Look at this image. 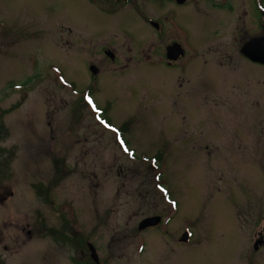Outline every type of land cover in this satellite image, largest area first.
<instances>
[{
	"label": "rangeland",
	"instance_id": "obj_1",
	"mask_svg": "<svg viewBox=\"0 0 264 264\" xmlns=\"http://www.w3.org/2000/svg\"><path fill=\"white\" fill-rule=\"evenodd\" d=\"M136 1L143 15L0 0V264H96L87 243L97 264H264V66L240 54L264 35L252 1L231 16L200 0L178 28L169 4ZM155 215L192 244L151 231L144 249Z\"/></svg>",
	"mask_w": 264,
	"mask_h": 264
},
{
	"label": "flooded vegetation",
	"instance_id": "obj_2",
	"mask_svg": "<svg viewBox=\"0 0 264 264\" xmlns=\"http://www.w3.org/2000/svg\"><path fill=\"white\" fill-rule=\"evenodd\" d=\"M118 1H120V0H115V2H118ZM204 1L208 5V9H212L213 11H215L216 15H218L220 11H225L226 14H229V15L232 16L233 13H234L233 10L235 8H238V2H233L232 0H202L203 3H204ZM251 1H252L253 15L255 13V15L257 16L256 23H259V26L264 27V0H251ZM123 2H124V4L129 3L130 12L133 14V16L135 15L136 11L138 13H140L138 11L139 10V6L137 5L138 2L136 0H123ZM151 4H153V6L156 9H159V10L163 9L165 7V4H169L170 6H172L173 8H170L169 10L171 11L172 16H174V19L176 21V27L178 28L179 27V21L181 20L180 19V15H181L180 10L184 9V7H187L188 10H191L193 12L196 9V7L200 6V0H196V1L195 0H153ZM146 10L150 11L149 8L146 9ZM173 13H175V15ZM140 15H143V14L140 13ZM231 16H229V17H231ZM143 18L145 19V21L149 25H153L156 29H158L159 23H157V20H152L150 17H146V16H143ZM219 19H220V17H218V20ZM209 21H210V19H209ZM178 30H180V29H178ZM262 36H264V35H261V36H258V37H262ZM253 38H257V37H252V38L248 39L247 41H245L241 45L240 54H241V49H242L243 45L245 43H247L249 40L253 39ZM172 44H174V43H172ZM179 45L185 50L186 47L183 44H179ZM102 52L103 53L110 52L114 56V54L112 53V51L110 49H103ZM184 56H185V51H184ZM241 56H242V54H241ZM154 217L158 218L157 222L155 224H153L151 226H148L145 229H140L139 228L141 222L144 219L154 218ZM147 218H143L141 221H139V223L137 225V231H138L137 233L138 234L136 235L137 243H140L139 245H142V247L144 249L146 248V246L148 248V245L146 243L147 237L145 236V233L148 235L149 232H151V231H158V232L161 233L160 240L164 244V247L166 245L168 246L167 241H166L167 238H169L171 240L170 243L174 247H178V248H180L179 245L189 246L194 241L193 233L188 231L189 232V239H188V242L184 243L182 237H183L184 232L187 231L186 229L181 230L175 236H173L169 232H167V227H168L167 226V222L164 221L165 219L163 217H161L160 215H158V216L155 215V216L147 217ZM26 235H27V237H31V235H32L31 231L26 232ZM141 236H143V238H141ZM144 237H146V239ZM28 239H30V238H28ZM1 242H2V240H0V243ZM65 242H66V246H67V238H66ZM16 243H17V241L16 242L12 241V244H16ZM262 244L264 245V243H262ZM86 246H87V249L89 251V248H88L89 243H87ZM7 249H8L7 246H5L4 247V251H7ZM258 250H259V248L257 250L254 249V251H256V252ZM170 251L172 253L174 252L173 249H170ZM95 254H96V250H95ZM89 257L91 258V260L94 263H96V264L98 263V262L93 260V258L91 257V253L89 254ZM163 262H165L164 258H163V261L161 263H159V264H163Z\"/></svg>",
	"mask_w": 264,
	"mask_h": 264
},
{
	"label": "water",
	"instance_id": "obj_3",
	"mask_svg": "<svg viewBox=\"0 0 264 264\" xmlns=\"http://www.w3.org/2000/svg\"><path fill=\"white\" fill-rule=\"evenodd\" d=\"M241 53L245 56L249 61L255 64L263 65L264 66V36L260 38H255L244 44L241 49ZM182 54L181 47L179 45L173 44L172 46L167 48V58L169 60H176ZM109 55V54H108ZM109 57H113L109 55ZM90 71L95 74L97 70L95 67H91ZM157 218H150L144 220L141 225L140 229H143L147 226L155 224ZM93 251V250H91ZM94 253V252H93ZM91 257L97 261L95 254H92Z\"/></svg>",
	"mask_w": 264,
	"mask_h": 264
},
{
	"label": "snow or ice",
	"instance_id": "obj_4",
	"mask_svg": "<svg viewBox=\"0 0 264 264\" xmlns=\"http://www.w3.org/2000/svg\"><path fill=\"white\" fill-rule=\"evenodd\" d=\"M91 103V101H89Z\"/></svg>",
	"mask_w": 264,
	"mask_h": 264
},
{
	"label": "trees",
	"instance_id": "obj_5",
	"mask_svg": "<svg viewBox=\"0 0 264 264\" xmlns=\"http://www.w3.org/2000/svg\"><path fill=\"white\" fill-rule=\"evenodd\" d=\"M2 154V153H1Z\"/></svg>",
	"mask_w": 264,
	"mask_h": 264
}]
</instances>
